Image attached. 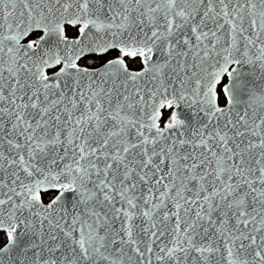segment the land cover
I'll return each mask as SVG.
<instances>
[{
	"label": "snow or ice",
	"instance_id": "snow-or-ice-1",
	"mask_svg": "<svg viewBox=\"0 0 264 264\" xmlns=\"http://www.w3.org/2000/svg\"><path fill=\"white\" fill-rule=\"evenodd\" d=\"M0 264H264V0H0Z\"/></svg>",
	"mask_w": 264,
	"mask_h": 264
}]
</instances>
